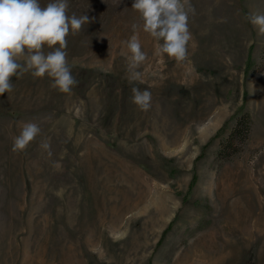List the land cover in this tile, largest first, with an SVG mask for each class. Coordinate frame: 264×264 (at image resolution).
Instances as JSON below:
<instances>
[{
  "label": "rangeland",
  "instance_id": "obj_1",
  "mask_svg": "<svg viewBox=\"0 0 264 264\" xmlns=\"http://www.w3.org/2000/svg\"><path fill=\"white\" fill-rule=\"evenodd\" d=\"M186 2L184 61L159 51L134 0H69V15L92 21L66 37L78 84L66 94L47 76L11 78L0 96V264H264V37L245 19L264 0ZM134 23L147 60L130 84ZM132 87L152 93L151 109L131 103ZM242 112L249 138L221 157ZM23 122L41 135L13 153Z\"/></svg>",
  "mask_w": 264,
  "mask_h": 264
},
{
  "label": "clouds",
  "instance_id": "obj_2",
  "mask_svg": "<svg viewBox=\"0 0 264 264\" xmlns=\"http://www.w3.org/2000/svg\"><path fill=\"white\" fill-rule=\"evenodd\" d=\"M69 0H0V96L11 93L14 84L11 78H22L30 74L33 78H50V87L70 94L78 84L72 74V65L67 59L66 37L77 35L92 21L86 14L69 15ZM132 9L139 14L142 28L150 34L159 51L184 61L188 55V44L192 39L189 19L195 8L186 0H134ZM94 20V18H92ZM245 19L264 37V11H249ZM133 35L123 43L126 45L127 79L129 83L142 82L143 73L138 69L147 60L142 50L137 30L132 25ZM162 41V43H160ZM131 103L142 111L152 107V93L148 89L131 88ZM20 131L13 138L12 152L25 151L41 135V128L35 122H23ZM40 149L49 158L53 153L50 138L40 142ZM52 167L59 169V161Z\"/></svg>",
  "mask_w": 264,
  "mask_h": 264
},
{
  "label": "trees",
  "instance_id": "obj_3",
  "mask_svg": "<svg viewBox=\"0 0 264 264\" xmlns=\"http://www.w3.org/2000/svg\"><path fill=\"white\" fill-rule=\"evenodd\" d=\"M235 118L237 123L234 126L232 132L230 133L229 137L221 142V149L219 151V155L221 157L226 156L227 159L232 158V156L240 152V150L242 149L241 147H243L246 144L251 131V117L248 113L242 112L240 114H237ZM216 136H219L218 133L214 137ZM237 140H239L241 143V145H239L241 147L239 148H235V141ZM196 181H197V176H194L191 182V186H193L196 183ZM171 226H172V222L169 224L168 228L164 231L163 236L159 241V244H161L167 232L170 230Z\"/></svg>",
  "mask_w": 264,
  "mask_h": 264
}]
</instances>
